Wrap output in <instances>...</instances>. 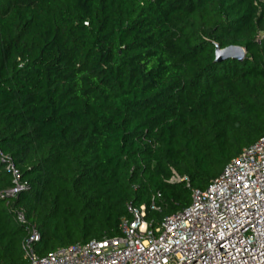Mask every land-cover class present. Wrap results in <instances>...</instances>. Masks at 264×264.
Segmentation results:
<instances>
[{"label":"trees","instance_id":"trees-1","mask_svg":"<svg viewBox=\"0 0 264 264\" xmlns=\"http://www.w3.org/2000/svg\"><path fill=\"white\" fill-rule=\"evenodd\" d=\"M263 136L264 0H0L1 263L24 262L19 211L41 256L115 237Z\"/></svg>","mask_w":264,"mask_h":264},{"label":"built area","instance_id":"built-area-1","mask_svg":"<svg viewBox=\"0 0 264 264\" xmlns=\"http://www.w3.org/2000/svg\"><path fill=\"white\" fill-rule=\"evenodd\" d=\"M14 175L18 178L16 170ZM24 188L17 181L9 194ZM191 198L189 206L158 223L148 219L151 210H159L154 200L129 204L120 235L59 247L44 256L35 248L40 230L19 211L27 230L20 264H264V136L233 158L206 189H194Z\"/></svg>","mask_w":264,"mask_h":264},{"label":"water","instance_id":"water-1","mask_svg":"<svg viewBox=\"0 0 264 264\" xmlns=\"http://www.w3.org/2000/svg\"><path fill=\"white\" fill-rule=\"evenodd\" d=\"M246 56V49L242 46L231 45L226 48L216 47V60L221 62L227 58H234L237 60H243Z\"/></svg>","mask_w":264,"mask_h":264}]
</instances>
